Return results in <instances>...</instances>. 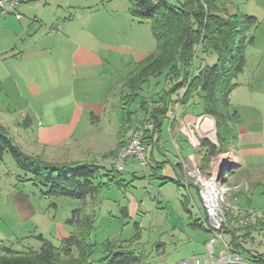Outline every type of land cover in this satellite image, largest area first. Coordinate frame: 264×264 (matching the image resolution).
Returning <instances> with one entry per match:
<instances>
[{"label":"crops","instance_id":"obj_1","mask_svg":"<svg viewBox=\"0 0 264 264\" xmlns=\"http://www.w3.org/2000/svg\"><path fill=\"white\" fill-rule=\"evenodd\" d=\"M66 1L19 0L18 11L22 15L20 20L0 12V128L4 129L13 142L27 154H34L38 149L49 152L52 162L74 159L98 161L100 157L108 156L120 149L132 135L142 137L150 134L145 133L146 122L144 123L143 113L135 127L126 126L131 117L127 116V112L124 117L122 116L121 106L130 99L125 83L134 73L136 66L152 53L143 49L137 50L135 46L122 44L118 40L107 41L108 37L103 33L105 27L103 21L94 19L99 18L97 11H94L97 9L84 7L70 12V5ZM225 5L229 11L234 12L227 2ZM127 10L129 14V8ZM248 13L250 12L243 15H254ZM253 17L257 20L255 15ZM255 42L256 39H253L252 45ZM116 56L120 57V63L115 64ZM121 58H125L126 63L121 64ZM118 63L121 67H126L127 74L125 73L124 77H121L118 70L113 67L114 65L118 67ZM261 64L258 60L254 70L250 72L248 70L249 85L251 82L257 85L264 83L262 76L264 66ZM153 84L154 81H151L149 87L142 92L143 96L144 93L153 91ZM157 89L158 87L154 91ZM115 91L120 95V99L112 105L111 99ZM132 103L138 105L139 100L136 98ZM196 103L188 107L177 106L168 114L169 119L164 125L167 126L173 142L184 132L183 121L189 120L187 124L191 126L194 123L195 128L199 122L206 120L207 116L201 115V106ZM261 108L264 109V104H261ZM11 109H20L18 120H13ZM110 110L115 113L114 116L110 115ZM128 111L132 114V111ZM249 119L245 120L248 126L246 128L245 125V131L239 130L238 133L237 130L235 148L231 152L234 164L231 165L233 169L228 181L229 186L236 189L232 195L239 197L240 204L254 207L252 197L255 190L259 189L264 193V114L259 116L255 130L251 127ZM101 123L104 124L100 126ZM9 126H16L21 130V134L12 138ZM160 135L157 145L161 141ZM187 139L195 148L194 154L180 156L178 162L181 168L174 169L170 162L167 165L171 168L170 175L184 179L182 186L186 196L190 198L189 182L186 177L188 160L194 163L196 161L199 168L200 156L197 152L199 140L198 145H195L189 136ZM24 145L27 147L23 148ZM128 163L132 165L131 160L127 161ZM125 165L126 163L122 173L126 170ZM165 169L166 166L162 168ZM4 172L0 165V252L4 247L14 250L12 246H6L13 242L10 233V205L20 223L33 221L38 226L36 230L40 231L36 235L35 233L15 235L14 240L21 242V245L20 250L14 251L38 249L41 243L39 246H32L25 240L29 237L36 238L38 235L45 238L41 231L50 230L52 223L47 217L39 214L29 196L19 190L17 179L12 189L9 174L6 177L7 181L3 183ZM149 174L151 173L148 172ZM123 184L125 186L127 183ZM181 203L183 204L182 201ZM137 206V202L132 199L129 209L125 207L124 215L133 218L140 213ZM186 211L192 217L191 211L187 208ZM263 222L264 217L254 230L255 236L261 233ZM195 227L200 228L198 225ZM67 234L68 232L60 236L58 241ZM236 234L243 236L245 230H237ZM253 234L250 233L241 241L244 249L257 255L259 253L255 249L251 250L246 245L247 239L253 240ZM157 249L163 252L162 245H158ZM204 252L205 246L198 255H203Z\"/></svg>","mask_w":264,"mask_h":264},{"label":"trees","instance_id":"obj_2","mask_svg":"<svg viewBox=\"0 0 264 264\" xmlns=\"http://www.w3.org/2000/svg\"><path fill=\"white\" fill-rule=\"evenodd\" d=\"M129 13L139 22L148 21L155 40V52L140 62L134 73L125 83L129 91V101L139 100L138 110L144 114V123H151L150 133L141 137L145 153L157 145L162 127L177 106L188 107L194 102L201 106V115L212 119L215 141L200 139L198 155L199 168L214 155L226 153L237 139L236 126L239 114L229 101L236 88L235 80L242 74L246 65V47L252 44L254 36L250 32L257 26L253 16L239 12H225L226 0H128ZM215 54L216 60L210 65L209 55ZM154 81L157 91L142 92ZM130 112L127 111V116ZM156 136V139H155ZM152 149V148H151ZM9 155L24 178L19 182H30L39 188L46 198L65 197L78 200L82 205L71 211L65 221L69 231L57 245L41 235L36 236L41 245L38 249L26 252L14 251L4 247L0 252V264H142L141 253L130 249L139 237V226L130 244L106 241L97 244L90 240L94 230V208L99 193L111 187L124 186L122 172L98 161H66L48 163L42 159L25 154L0 128V160ZM113 154V153H112ZM146 156L150 170L147 178L159 179L162 184L181 182L161 175L167 161H156L152 152ZM107 157V156H104ZM181 168L180 162L173 164ZM146 178V177H144ZM189 182V181H188ZM189 185L196 186L189 182ZM200 199V197H199ZM186 210L189 198L182 200ZM201 203V202H200ZM246 206V205H245ZM202 208V205H201ZM203 209V208H202ZM126 208H122L125 213ZM204 212V210H203ZM199 220L194 225L203 229ZM245 227V235H229V244L238 253L247 255L252 264H264L263 254H253L242 246L246 238L260 225ZM101 247V256L93 255Z\"/></svg>","mask_w":264,"mask_h":264},{"label":"rangeland","instance_id":"obj_3","mask_svg":"<svg viewBox=\"0 0 264 264\" xmlns=\"http://www.w3.org/2000/svg\"><path fill=\"white\" fill-rule=\"evenodd\" d=\"M169 2L177 4L176 0H169ZM226 2L235 12L237 11L241 14H247V12H250L248 14H254L258 20L257 26L250 32V36H254L253 39H256V42L254 45L250 44L246 47L247 66L244 67L242 74H240L235 80L237 86L229 96L231 105L239 114L236 133L237 130L238 133H240L239 130L241 132L245 131V120L247 118H250L248 121H250L251 127L255 130V124L258 123L259 116L261 117V114H264V109L261 108V104H264V83L262 85H257L256 83L253 84L251 82L249 85L248 77V70L249 72L253 71L255 68L254 65L258 60L262 63L261 65L264 66V0H226ZM66 3H69L70 5V12L77 11L84 7L97 9L93 10L97 11L99 18L95 17L94 19L103 21L105 25L103 33L108 37L106 39L107 41L114 39L115 41H121V43H124L125 45L131 44L135 46L137 50L143 49L149 53L155 52L156 44L150 31V23L148 21L139 22L138 20L133 19L129 15L130 13L128 14V0H67ZM66 3H64V7L67 6ZM225 7V12L231 14L232 12L229 11L230 9L226 5ZM117 57L118 56H116V58ZM116 58L115 64L119 62L120 57ZM121 59V64L126 63L125 58ZM215 60V54L209 55L208 62L210 65L214 64ZM113 67L118 70L121 77L125 76V73L127 72L125 69L126 67L123 68L120 64L118 67L116 65ZM245 72L247 74H245ZM262 76H264V71L262 72ZM86 86L91 88L89 85ZM152 89H155L154 86H152ZM144 95L148 97L149 92L144 93ZM119 96V94L117 95V91H115L111 99L112 105H115V103L119 101ZM121 107L123 117L128 110L132 111V114L129 115L131 118L126 126L135 127L138 119L142 116V112L137 109L138 105L127 101L125 102V105ZM11 112L13 120H18L20 109H11ZM110 115L114 116L115 113L113 114L110 110ZM205 119L206 120L199 122L198 126L195 128L194 123L191 126L187 124L189 120L183 121V131L187 133L195 145H198L197 140H200L199 138L215 141V131L214 126H212L213 122L209 117H206ZM190 121L193 120L190 119ZM103 124L101 123L100 126ZM247 127L248 126L246 125V128ZM8 130L12 138H15L17 134H21V130L16 126H9ZM184 132L180 134V138H175V141L173 142L167 126L164 125L161 130L160 144L150 147L147 153H145V156L149 157V153L152 152L153 159L158 162L167 160V163H165L166 169L161 170V175H170L169 171L171 168L170 165H167L169 162L170 164H176L178 163L180 156L187 157L194 154L195 148L189 139H187L188 136ZM24 147L27 146L24 145L23 148ZM19 148L21 149V147ZM198 148L199 147L197 146V149ZM234 148V146L230 148L228 153H219L212 156L200 169L202 174L205 175L206 178L212 177L213 173H215L221 165L222 158L225 155L232 156L231 152ZM21 151L24 152L23 149H21ZM34 152V154L24 153L30 155L32 158L42 159L48 163L69 161L61 160L59 162H52V157L49 152L39 151L38 149ZM116 152L117 151L113 154ZM113 154H110L107 157H100L98 162L107 159ZM129 160L132 161V165H130V163L127 164V161ZM125 163L126 170L122 173V176L126 181H124V183L127 184L120 188L111 187L109 189H104L98 195L96 206L94 208V230L90 240L97 244H101V247L102 243H105L106 241L130 244L129 241L136 234L135 224H137L140 228L138 231L139 237L137 241H134L133 244L130 245V249L135 250L137 253H141L143 257L142 264H177L182 260L190 259L193 256L200 254L203 251V246L210 242L214 236L211 233L206 232L204 227L203 229H200L196 228L194 225L195 219H198L200 223L204 220V212L200 206L201 200L196 194L194 188L189 185L190 198L186 208L191 211L192 217H190L188 212L184 209V205L181 203L184 196L187 195L182 185L178 186L171 181L162 184V181L157 178H147L148 172H150L149 168L137 165L136 161L131 158L126 159ZM0 165H2L5 170L3 183L4 181H7V174L10 176L8 177L11 183L10 189L14 188L16 179H18L17 177L24 178L22 172L18 170L16 164L9 155H4ZM197 167L198 163L196 161L194 163L191 160H188L187 169L193 171ZM232 169L233 167L230 166V172ZM228 176H230L229 173L224 177V181L225 185L229 187L230 181L228 180H230V178L227 179ZM169 177L180 181L181 184L184 183L182 177L175 175H170ZM188 181L192 182L193 180L188 177ZM17 186L20 191H23L29 196L31 203H33L32 205L37 212L51 221L52 228L50 230L43 229L41 232L45 238L51 241L54 245H57L60 236L69 231V227L66 226L65 221L70 217L71 211L80 207L82 203L78 200L65 197L46 198L42 196L39 188L30 182H18ZM235 191L236 189L233 188L232 193ZM262 193L263 191L259 189L255 190L254 196L252 197L254 207L240 204V199L237 197L238 200L234 201L232 204L235 209L234 211L236 212L238 209L251 207L261 212L264 217V193ZM132 199L137 202V207L140 210V213L136 214L133 218L125 216L122 212V208L126 207L129 209V204ZM11 206L12 205H10V233L13 236L11 239L13 242L6 243V246H12L14 250H20L21 242H17L16 239L14 240L15 235L20 236V233H25L27 235L35 233L36 235L39 234L40 231H38L39 229L36 230L38 226H36L33 221L20 223V220L16 219ZM260 220L263 221V218ZM240 229L243 230L245 228L242 229L235 227L231 232L236 234L237 230ZM255 232L256 231L251 232V234L254 233V238L252 241L247 239L246 245H248L249 249H255L259 254L264 255V222L261 233L259 235L256 234L255 236ZM229 238V235L226 233L222 235V239L225 242H229ZM25 241L32 244V246L40 245V242L35 237H29ZM158 245H162L163 252L159 251L160 249H157ZM214 246L217 248L218 243H214ZM101 247L97 249L96 253L93 255L94 259L101 256ZM240 254L247 261V255L245 253Z\"/></svg>","mask_w":264,"mask_h":264},{"label":"built area","instance_id":"obj_4","mask_svg":"<svg viewBox=\"0 0 264 264\" xmlns=\"http://www.w3.org/2000/svg\"><path fill=\"white\" fill-rule=\"evenodd\" d=\"M18 6L19 0H0V12L5 16L12 15L15 19L20 20L22 15L18 11ZM144 128L151 131L153 125L145 123ZM128 158L135 160L137 165L148 168L145 148L140 135L130 137L115 154L104 159L103 163L122 172L124 162ZM222 162L218 170L209 178H206L199 168L193 171L186 170V177L192 178L198 189L204 210V220L201 221V224L214 238L206 243L203 255L182 260L180 264H252L248 260L246 261L240 253L234 251L229 242L223 241L222 235L224 230L232 231L235 227L243 229L255 225L258 220L263 218V214L251 207L234 211L232 204L238 200V196L231 194L233 188L226 186L224 181L226 174H230L229 168L234 164V161L232 156L225 155ZM214 243H218L217 248Z\"/></svg>","mask_w":264,"mask_h":264},{"label":"bare ground","instance_id":"obj_5","mask_svg":"<svg viewBox=\"0 0 264 264\" xmlns=\"http://www.w3.org/2000/svg\"><path fill=\"white\" fill-rule=\"evenodd\" d=\"M222 163H223V162H222ZM222 163H221V164H222Z\"/></svg>","mask_w":264,"mask_h":264}]
</instances>
